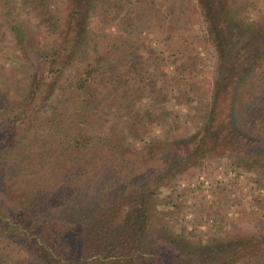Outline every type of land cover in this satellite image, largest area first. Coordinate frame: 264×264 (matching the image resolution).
<instances>
[{
    "label": "trees",
    "instance_id": "16d2710c",
    "mask_svg": "<svg viewBox=\"0 0 264 264\" xmlns=\"http://www.w3.org/2000/svg\"><path fill=\"white\" fill-rule=\"evenodd\" d=\"M165 1L23 0L42 31L22 45L12 32L16 0H0V28L22 52L32 41L40 51L12 85L0 80V264H264L257 235L201 232L190 241L165 221L167 205L179 206L182 176L208 159L254 171L264 189V0H197L215 54L212 84L199 79L202 59L188 50L187 3L168 0L175 16L167 24ZM91 15L104 30L83 56ZM151 27L160 29L153 37ZM158 39L172 49L152 47ZM169 60L180 95L202 107L199 116L190 107L189 130L202 129L186 143L140 134L179 118L168 108L179 96L156 76Z\"/></svg>",
    "mask_w": 264,
    "mask_h": 264
},
{
    "label": "rangeland",
    "instance_id": "374dc122",
    "mask_svg": "<svg viewBox=\"0 0 264 264\" xmlns=\"http://www.w3.org/2000/svg\"><path fill=\"white\" fill-rule=\"evenodd\" d=\"M165 2V7L167 8L164 15H166V23L169 24L171 23V18L175 16L174 9H172L175 4H171L168 0ZM184 2L187 3L183 10V16H185V21L188 23L187 34L194 39L192 47L190 44L189 47L187 46L188 50L191 51L194 48V52L202 59L203 73L199 76V79L212 84V76L215 71V54L212 50V45L208 44L205 39V24L202 19L201 8L197 7V0H184ZM259 6V9H264L263 2ZM23 7V0H16L13 25L17 24L18 30L12 31L22 45L25 44L24 40L28 39L30 35H38L37 32L42 31L40 27L38 28L40 20L38 12L25 10ZM62 14L64 17V13ZM91 16L88 23L89 37H86L88 44L79 48L83 56L94 51L95 42L101 43V39L96 38L95 35H102L100 31L104 30L101 25H95L97 23L96 15L94 18V15ZM2 17L4 15L0 12V24L3 21ZM251 17L259 19L260 14L259 12H253ZM8 18L13 20L9 16ZM7 28V25L0 28V80L5 81L6 86H10L15 82L13 78L14 72H19L26 67L27 57H29L31 64L38 65L40 51L37 50L35 41H32L30 45L32 52L27 49L25 51L29 52L30 55L24 54L25 51L23 50L22 52L20 45L13 40V37H15L14 33ZM78 29L81 28L78 26ZM149 30L151 31L150 36L153 37L160 29L151 27ZM74 35L77 37V34L74 33ZM159 39L151 43L152 47H157L163 51H168V48L172 49L171 45L168 47ZM73 41L74 39L69 42L72 46ZM60 53L67 54L65 47L61 49ZM62 65L65 66V63L62 62ZM177 74L179 77L181 76L174 60H169L156 71V76L168 83L173 96H179L178 98L175 97L176 99L173 98L168 106L169 109L180 114L179 118L176 121L166 119L163 123L153 124L148 129L142 130L140 134L145 140L152 134L170 136L172 140L179 138L186 143L188 137L194 138L202 129L201 124L197 123L193 127V132L189 130L192 127L187 121L190 107H197L194 114L198 116L202 107L198 102H192L191 105L188 104L183 95H180L181 88L176 87L178 80L174 78ZM209 94L210 92L207 95ZM142 102L154 104L155 100L146 97ZM199 123H204V121L202 120ZM131 141L134 147L139 148L142 145L141 140ZM172 157L170 152L167 153L165 159L170 158L171 160ZM211 157L214 158L213 156ZM229 164L230 160L223 157L214 161L208 159L202 161L199 166L189 168L179 183V206L175 207L172 203L167 205V208H170L173 213L171 212L165 221L172 230H176L190 241L196 237L197 233L201 232L220 234L221 239L232 237L233 240L240 239L246 242L253 238L254 235H257L259 236L258 248L261 250L264 248V244L260 240L263 237L262 235H264V226L260 222L263 207L256 198L264 195V189L255 182L256 173L254 171H249L245 168L240 170L230 169L228 167ZM168 188L169 186H164L161 191V197H164L165 202L169 199ZM261 200L264 201V197ZM169 218L170 220H168ZM239 264L244 263L240 262Z\"/></svg>",
    "mask_w": 264,
    "mask_h": 264
}]
</instances>
